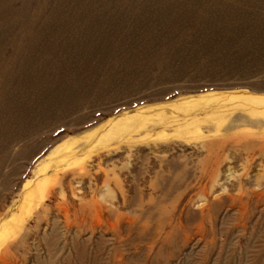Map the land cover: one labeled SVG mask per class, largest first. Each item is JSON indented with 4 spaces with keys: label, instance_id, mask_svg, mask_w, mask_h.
Returning <instances> with one entry per match:
<instances>
[{
    "label": "rangeland",
    "instance_id": "374dc122",
    "mask_svg": "<svg viewBox=\"0 0 264 264\" xmlns=\"http://www.w3.org/2000/svg\"><path fill=\"white\" fill-rule=\"evenodd\" d=\"M1 9L0 63L31 43L75 92L0 140V264H264V0Z\"/></svg>",
    "mask_w": 264,
    "mask_h": 264
},
{
    "label": "bare ground",
    "instance_id": "6f19581e",
    "mask_svg": "<svg viewBox=\"0 0 264 264\" xmlns=\"http://www.w3.org/2000/svg\"><path fill=\"white\" fill-rule=\"evenodd\" d=\"M16 1L17 0H10V1L1 2L0 3L1 8H7L8 9L9 7H11V4L15 3ZM0 11H3V10L1 9ZM8 11H10V10H8ZM16 13H17V15L19 13L22 16L21 12H16V10L15 11L13 10V13H8V15L12 14L14 16V15H16ZM4 16H5V14L3 15V17ZM39 18H37V19H39ZM8 19H9V16L5 17L4 20L2 21V23H0V29L4 28L3 29L4 32L0 33V42L7 40L8 37H10L12 34V28H13L14 24L12 22H10ZM35 19H36V17H35ZM32 20H34V17L31 16V18H30L31 23L28 27L30 30H31V28H34V24L32 23ZM13 22H14V20H13ZM180 33H182V32H180ZM24 35L25 34L23 32V34L20 36V39L23 38ZM34 39H35V34L31 36V40L33 41ZM55 43H57V41ZM104 43H106V41ZM49 44H50L49 39L48 40L46 39L44 42H42V44L40 45V48H39V52H42L43 50L49 51ZM119 44L121 45V47L119 48V52L122 55L123 64H125L127 66L128 65L129 66H132V65L135 66V64L138 63V59L139 60L141 59V54H137L139 51H137V53H136V49H138V48H136V45L134 44V42H132V40L126 41V43H124L125 45H128L126 47L123 46V43L121 41L119 42ZM32 46L33 45L31 43L29 45H27L26 47L24 45L23 46L24 48L21 50L22 53L19 52L18 49L14 48V54H12L7 59L1 60L3 62L0 63V67H3L6 71H8V74L4 78V80H1V78H0V85L4 83V87H0V105H1V103L6 104L8 101H11V98H13V99L15 98V100H17L16 111L12 112V111H9L8 108L7 109L5 108L6 112H4V113L6 114V118L0 122V132L2 133L0 135V140L4 139L7 143L12 142V141H10V138L12 137L11 136L12 131L15 133L25 131L27 129L25 127V125L27 126V124H28L29 126H32V124H33L31 122L33 120H29L30 118H32L34 116H37L38 118H40V117L42 118L44 115H50L52 109L58 108L60 105L63 104L66 97L71 96L75 92V89H69V88L65 87L66 83H69L70 79L67 76L68 74H66L65 71H62V72L60 71L65 66L66 58L62 57L60 59H56V58L52 57L53 55L52 56L46 55L45 57H42V59L39 58L38 61L36 62L35 61L36 60L35 54L38 51L34 52V50L32 49ZM4 47H6V46H4ZM167 48H168V46H167ZM26 54L30 57H27ZM128 54H131V55L137 54L138 57L136 56L135 59L130 58L129 60L125 59V57ZM168 55H169V52H168ZM0 57H2V56H0ZM2 58H4V57H2ZM61 60H64V61L62 62ZM98 61H99V59H98ZM92 64H95V63H92ZM92 64H90V65H92ZM48 67H50V69H51L50 73H48V74L45 73V74H43V76H41L42 75L41 71L43 70V68L47 69ZM91 68H92V66H91ZM91 68L89 70H91ZM74 69H76V68H74ZM25 72H26V74H25ZM15 78H17L16 81H15ZM46 83H48V85H50L48 88H45L46 86L44 87V85ZM13 84L16 85V88L13 89L14 91L10 88L11 85H13ZM69 99H71V98H69ZM56 112H58V111H56ZM18 114L21 116V118L18 117L17 119L15 118V120H12V118L17 117L15 115H18ZM26 116H28V120H25ZM13 122L15 123L14 128L11 127V125L13 126V124H12ZM31 134H32V132H31ZM31 137H32V135H31ZM6 145H8V144H6ZM3 151H5V150H3ZM3 151L0 150V154L3 153Z\"/></svg>",
    "mask_w": 264,
    "mask_h": 264
},
{
    "label": "crops",
    "instance_id": "0c3cea01",
    "mask_svg": "<svg viewBox=\"0 0 264 264\" xmlns=\"http://www.w3.org/2000/svg\"><path fill=\"white\" fill-rule=\"evenodd\" d=\"M85 251H86V248H83ZM86 254V253H85ZM81 256H78V257H83L82 256V254H80ZM77 259V261H84V260H87V261H89V259H82V258H76ZM67 260V259H66ZM65 260V261H66Z\"/></svg>",
    "mask_w": 264,
    "mask_h": 264
}]
</instances>
